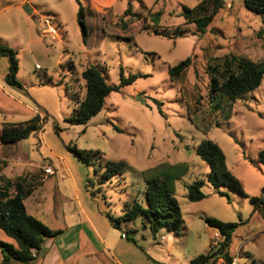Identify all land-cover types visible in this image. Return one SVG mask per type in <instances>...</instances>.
<instances>
[{
  "label": "rangeland",
  "instance_id": "rangeland-1",
  "mask_svg": "<svg viewBox=\"0 0 264 264\" xmlns=\"http://www.w3.org/2000/svg\"><path fill=\"white\" fill-rule=\"evenodd\" d=\"M31 1L41 7L35 13L38 20L30 21L39 30V36L30 39L27 34L19 42L22 76L28 79L35 73L39 80L42 77L62 84L67 102L61 106V120L57 121L65 129L61 134L63 141L82 150L101 152L91 153L89 169V186L97 194L100 207L119 217L135 200L145 206L144 172L164 164L183 168L174 179L175 195L182 209L181 228H162L153 233L143 225L142 217L123 221L122 234L126 237L127 233L129 242L160 256L158 264H192L201 254L212 257L208 264H264L263 213L255 210L248 197L230 187H220L228 197L220 196L208 180V164L196 154L203 139L215 141L245 193L264 196V164L258 158L264 150V79L260 87L233 102L222 91L212 90L208 69L210 64H222L232 55L264 61V13L248 9L243 0H224L203 32L191 20L209 14L211 0H92L104 8L101 10L93 7L90 0H79L86 12L88 35L84 40L77 0ZM11 2L14 1L0 0V7L15 4ZM184 6L195 13L191 20L185 17ZM129 8L132 14L124 16ZM13 11H4L0 19L17 21L19 16ZM158 11L162 17L155 21L153 14ZM45 18L53 20L57 34L43 38L40 31L46 28ZM187 58L191 64L171 77L170 67ZM89 63L99 66L109 84L120 82L121 67L127 77L145 76L111 92L102 111L86 125H69L65 119L86 94L81 74ZM157 101L162 103V112ZM51 121L54 118L46 123V131L53 129ZM108 160L124 161L125 172L104 178ZM4 166L8 167L7 161L1 158L0 177L25 172L20 167L14 169L15 165L4 172ZM197 180L204 181L205 198L192 202L187 198L186 185ZM5 181L0 178V185ZM208 217L236 224L225 250L231 263L219 253L224 237L217 241L219 231H209ZM0 240L16 244L2 229ZM2 259L0 249V264ZM11 264L25 263L14 260Z\"/></svg>",
  "mask_w": 264,
  "mask_h": 264
},
{
  "label": "trees",
  "instance_id": "trees-1",
  "mask_svg": "<svg viewBox=\"0 0 264 264\" xmlns=\"http://www.w3.org/2000/svg\"><path fill=\"white\" fill-rule=\"evenodd\" d=\"M77 1L79 3L78 22L81 25L85 40L88 35L86 12L80 1ZM243 2L253 12L264 13V0H243ZM211 4L212 8L209 14H202L200 17L191 20L195 13L192 9L184 6V15L187 19L194 21L199 29L204 32L218 11L223 7L224 0H211ZM149 12L151 13V11ZM130 14H132L130 8L124 12V16ZM153 15L154 20L159 21L162 17V12L158 11ZM155 33L162 35L157 30H155ZM0 56H5L9 60L10 67L6 78L7 82L23 87L22 83L17 79L19 71L17 52L8 46L0 44ZM190 64L191 59L187 58L170 67V76L174 77L181 74ZM208 69L212 81V90L222 91L233 102L238 100L243 94L260 87L264 79V61L254 62L236 55L227 58L222 64H210ZM81 76L86 83V94L77 102V106L73 109V114L65 119L69 125H86L102 111L105 99L111 92L120 91L123 86L132 84L137 78L145 75L130 74L127 77L123 67H121L120 82L118 84H109L99 66L89 63ZM157 104L160 112H162V103L157 101ZM49 117L50 115L46 113L43 118L40 115H36L24 122L5 123L1 140L5 143H15L27 138L31 133L41 130ZM53 128L65 148L90 169L92 164L91 153L101 154V152L82 150L72 142L65 143L61 136L64 128L60 126L55 118ZM115 128L118 131H122L118 127ZM196 154L208 164V180L215 186L220 196L228 197L227 193L220 190L222 186L237 190L248 197L255 210L261 211L264 216V196H249L245 193L240 180L228 169L225 154L215 141L208 138L203 139L196 148ZM258 158L264 164V150L259 152ZM125 166L124 161H106L104 178L109 179L114 175L123 174ZM182 170V166L164 164L155 170L144 172L146 205L144 206L138 200H135L133 204L127 205L124 213L119 217H114L108 211L104 213L113 226L120 230H122L121 223L123 221H136L139 217H142L143 225L148 226L153 233L158 232L162 228L178 231L182 225V209L175 195L174 179L180 175ZM0 178L5 179L4 177ZM5 180L4 185H0V229L13 238L16 244L0 240V249L3 253L2 264H11L13 260L27 264L37 258L45 238L55 236L59 231H52L42 221L28 213L25 200L33 193L34 189L26 185L24 178H19L14 182L9 179ZM90 180V177H88L87 189L92 197L97 200V194L90 189ZM203 185L204 181L202 180L186 185L187 198L192 202L203 200L205 198V194L202 191ZM262 191L264 194V187ZM206 223L209 227L217 229L224 236V240L220 244L219 253L222 254L227 262L231 263L232 258L225 253V250L230 244L236 224L209 217L206 218ZM126 237L130 239L127 233ZM211 258L209 254H201L192 260V264H208Z\"/></svg>",
  "mask_w": 264,
  "mask_h": 264
},
{
  "label": "crops",
  "instance_id": "crops-1",
  "mask_svg": "<svg viewBox=\"0 0 264 264\" xmlns=\"http://www.w3.org/2000/svg\"><path fill=\"white\" fill-rule=\"evenodd\" d=\"M13 1L11 3L15 4L0 7V14L12 9L19 16L17 21L0 19V44L14 49L18 56L19 42L24 36L28 34L32 37L30 39L39 36V30L30 21L38 20L41 7L31 0ZM90 2L93 7L104 9L92 0ZM27 3L32 7L31 15L23 9ZM40 33L43 38L49 35L46 28H42ZM9 67L8 58L0 56V159L7 161L8 167L15 165L14 169L20 167L25 172L5 179L15 181L23 177L26 185L34 189L25 200L28 213L52 231H59L57 235L45 238L37 258L27 264H158L160 256L135 247L122 230L113 226L104 213L107 210L100 207L87 189L89 168L65 148L54 128L46 131L45 125L50 118L61 120V106L67 102L62 84L42 77L39 80L35 73L28 79L24 78L19 59L17 79L23 87L12 85L6 79ZM42 113H48L50 117L41 130L15 143L1 140L5 123L24 122L36 115L43 118ZM18 114L28 116L17 118L15 115ZM63 138L68 142L64 134ZM5 167L4 172L8 168ZM47 167H51L53 173H46ZM210 230L217 231L209 227Z\"/></svg>",
  "mask_w": 264,
  "mask_h": 264
},
{
  "label": "built area",
  "instance_id": "built-area-1",
  "mask_svg": "<svg viewBox=\"0 0 264 264\" xmlns=\"http://www.w3.org/2000/svg\"><path fill=\"white\" fill-rule=\"evenodd\" d=\"M44 23L46 25V34H51V35L57 34V29L54 27V24H53V20L52 19L45 18L44 19ZM37 67L40 68L39 66H37ZM45 172L46 173H53L51 167H47L45 169ZM219 233H217V238L219 237L217 241L223 240L222 238L224 237L221 233L220 234ZM217 241H216L215 244L218 243ZM233 264H236V263H233Z\"/></svg>",
  "mask_w": 264,
  "mask_h": 264
},
{
  "label": "water",
  "instance_id": "water-1",
  "mask_svg": "<svg viewBox=\"0 0 264 264\" xmlns=\"http://www.w3.org/2000/svg\"><path fill=\"white\" fill-rule=\"evenodd\" d=\"M23 9L25 10L27 14L29 15L32 14V7L30 6V4L27 3L26 5H24Z\"/></svg>",
  "mask_w": 264,
  "mask_h": 264
}]
</instances>
